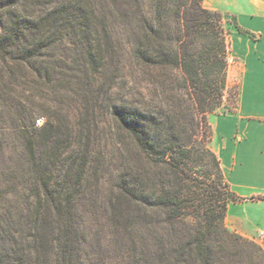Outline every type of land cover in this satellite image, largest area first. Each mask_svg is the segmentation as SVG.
Masks as SVG:
<instances>
[{
  "label": "trees",
  "instance_id": "1",
  "mask_svg": "<svg viewBox=\"0 0 264 264\" xmlns=\"http://www.w3.org/2000/svg\"><path fill=\"white\" fill-rule=\"evenodd\" d=\"M224 19L204 0H0V108L24 118L30 192L0 206V264H82L78 201L102 135L120 158L107 205L127 264H264V246L226 225L245 198L208 145L227 89ZM46 85L70 94L74 121L21 105ZM18 192L0 186L6 201Z\"/></svg>",
  "mask_w": 264,
  "mask_h": 264
},
{
  "label": "rangeland",
  "instance_id": "2",
  "mask_svg": "<svg viewBox=\"0 0 264 264\" xmlns=\"http://www.w3.org/2000/svg\"><path fill=\"white\" fill-rule=\"evenodd\" d=\"M214 1V2H213ZM210 2L217 8L214 10L221 11L225 15L224 26L230 33L237 30L235 9L247 3V0H204V6H208ZM213 6V7H214ZM250 32V30L242 27ZM239 31V30H238ZM241 32V31H240ZM228 34V40L229 35ZM123 65L128 68L127 54L122 58ZM233 59L229 53V66L227 76V89L220 107L208 115L210 129L208 131L209 142L213 139V123L217 115L230 113L236 110L239 98V76L233 72ZM1 67V66H0ZM134 86L138 85L134 82ZM38 96L40 98L32 100H22L21 105L30 108L37 103H45L52 109H61V122H68V118L74 121V114H78L77 104L70 99L69 93H60L57 86L46 85L43 89H39ZM114 92L117 96L123 93V80L118 78L117 84L114 87ZM58 109V110H59ZM3 113V114H2ZM70 115L68 117L67 115ZM41 120L40 128L45 124V117L36 118ZM35 120V122H36ZM69 120V121H70ZM24 118L15 119L8 111L0 108V186L5 191H14L18 189L17 197L9 196V201L1 198L0 206L5 209L13 205H20L26 200V195H29L28 185V170L26 145L29 143V137L20 132V129H15L14 124H22ZM107 135H102L100 142L96 145V156L99 160L97 171L90 173L85 184V190L78 201V222L82 230L86 233L87 242L82 251V264H127L129 258L125 251L126 246L121 237L114 235L113 224L111 222V213L107 202L112 193L113 176L120 172V158L118 151L114 146V151L111 148L110 141ZM106 148V149H104ZM104 153V154H102ZM107 153V154H106ZM102 178V180L100 179ZM100 179V181H98ZM98 181V183H97ZM252 199V198H250ZM244 200V199H243ZM239 202V201H238ZM232 204H230V207ZM229 209V206H228ZM14 213V212H13ZM228 213V210H227ZM16 217V214H13ZM227 217V215H226ZM231 219L226 221L227 227L231 230ZM264 246V235L260 234L258 239H254Z\"/></svg>",
  "mask_w": 264,
  "mask_h": 264
},
{
  "label": "crops",
  "instance_id": "3",
  "mask_svg": "<svg viewBox=\"0 0 264 264\" xmlns=\"http://www.w3.org/2000/svg\"><path fill=\"white\" fill-rule=\"evenodd\" d=\"M213 6L205 7L217 9ZM234 11L253 35L238 30L229 35L239 98L235 111L216 116L211 148L232 190L245 198L229 204L226 221L230 214L232 231L258 239L264 235V199L252 197L264 196V0H247Z\"/></svg>",
  "mask_w": 264,
  "mask_h": 264
},
{
  "label": "built area",
  "instance_id": "4",
  "mask_svg": "<svg viewBox=\"0 0 264 264\" xmlns=\"http://www.w3.org/2000/svg\"><path fill=\"white\" fill-rule=\"evenodd\" d=\"M36 124H37V126H40V125H41V120L38 119V120L36 121Z\"/></svg>",
  "mask_w": 264,
  "mask_h": 264
}]
</instances>
